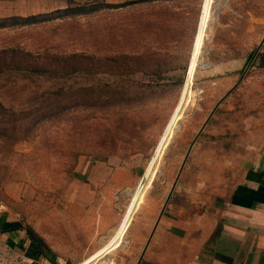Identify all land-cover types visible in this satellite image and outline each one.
Instances as JSON below:
<instances>
[{"label": "rangeland", "instance_id": "rangeland-1", "mask_svg": "<svg viewBox=\"0 0 264 264\" xmlns=\"http://www.w3.org/2000/svg\"><path fill=\"white\" fill-rule=\"evenodd\" d=\"M216 4L0 0V264H30L27 228L80 264L119 224L93 264H138L165 205L233 184L260 115L264 0Z\"/></svg>", "mask_w": 264, "mask_h": 264}, {"label": "crops", "instance_id": "crops-1", "mask_svg": "<svg viewBox=\"0 0 264 264\" xmlns=\"http://www.w3.org/2000/svg\"><path fill=\"white\" fill-rule=\"evenodd\" d=\"M202 62L201 50L198 64ZM254 87L260 91L255 96L260 115L246 122L255 127L246 130L253 143L239 159L233 184L220 193L182 192L188 208L178 207L176 198L172 200L138 264H264V169H260L264 159V80H254ZM122 230L119 224L103 247L80 264H93L116 250L123 240ZM22 258L30 264H52L43 256L33 259L24 254Z\"/></svg>", "mask_w": 264, "mask_h": 264}, {"label": "trees", "instance_id": "trees-1", "mask_svg": "<svg viewBox=\"0 0 264 264\" xmlns=\"http://www.w3.org/2000/svg\"><path fill=\"white\" fill-rule=\"evenodd\" d=\"M33 18L34 17L28 18V20L33 19ZM4 229L11 230V229H13V227L8 226L7 228H5V226H4ZM14 229H15V227H14ZM27 234H28L30 241H31V246H30V250H29V252L31 254L28 253L29 258L35 259L36 257L40 258L41 256H43L44 258L49 259L52 264H57L55 262V258H54L55 255L48 248L45 241L30 228L29 229L27 228Z\"/></svg>", "mask_w": 264, "mask_h": 264}, {"label": "water", "instance_id": "water-1", "mask_svg": "<svg viewBox=\"0 0 264 264\" xmlns=\"http://www.w3.org/2000/svg\"><path fill=\"white\" fill-rule=\"evenodd\" d=\"M221 2H222V3H226V0H217V4H216V14H218V13L221 11V9H217V5L220 4ZM263 42H264V40H263ZM261 45H262V44H261ZM260 47H261V46H260ZM260 47H259V49H260ZM259 49L256 51L255 55H254L253 58L251 59L249 65H248V68L250 67V65H251V64L253 63V61L255 60V58H256V56H257V54H258ZM200 67H201V68H206L207 65L202 64V66H200ZM248 68L244 71V74H243L242 78H243L244 75L246 74ZM242 78H241V80H242ZM241 80H240V81H241ZM237 85H238V84H237ZM231 92H232V91H230L227 95H225V96L221 99V101L217 104V106L215 107V109L213 110V112L211 113V115L209 116L208 120L206 121L205 125L203 126L202 130H203V129L205 128V126L207 125L209 119H210L211 116L214 114V112H215V110L217 109V107H218V106H219V105H220V104L226 99V97H227ZM202 130H201V132H202ZM201 132H200V133H201ZM200 133H199V135H200ZM199 135L197 136V138L199 137ZM197 138L195 139L194 143L196 142ZM189 153H190V150H189L188 154H189ZM187 157H188V155H187ZM187 157H186V159H187ZM185 162H186V160H185ZM183 166H184V165H183ZM260 169H261V170L264 169V159H263V161H262V164H261ZM179 175H180V174H179ZM165 207H166V205H165ZM165 207H164V209H163V211H162V213H161V215H160V218H161V216L163 215V212H164V210H165ZM160 218H159V220H160ZM159 220H158V222H157V225H158V223H159ZM157 225H156V226H157Z\"/></svg>", "mask_w": 264, "mask_h": 264}, {"label": "bare ground", "instance_id": "bare-ground-1", "mask_svg": "<svg viewBox=\"0 0 264 264\" xmlns=\"http://www.w3.org/2000/svg\"><path fill=\"white\" fill-rule=\"evenodd\" d=\"M205 15H206V13H205ZM205 19H206V16L204 17V22H205ZM202 26H203V23H202Z\"/></svg>", "mask_w": 264, "mask_h": 264}]
</instances>
